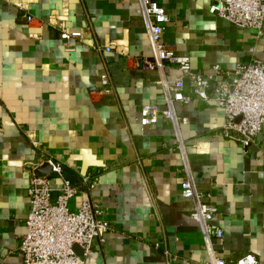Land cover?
Wrapping results in <instances>:
<instances>
[{
	"label": "crops",
	"instance_id": "crops-1",
	"mask_svg": "<svg viewBox=\"0 0 264 264\" xmlns=\"http://www.w3.org/2000/svg\"><path fill=\"white\" fill-rule=\"evenodd\" d=\"M153 1L171 16L164 41L190 57L194 72L264 61V28H236L210 13L212 0ZM80 31L82 39H61ZM94 42L113 51L98 54ZM151 54L138 0H0V264H23L31 168L41 158L62 164L74 184L98 175L90 197L112 230L85 264L205 261L193 203L182 195L173 124L161 115L141 124L143 106L165 108L159 74L137 64ZM176 75L171 68L170 79ZM176 109L189 118L180 134L193 180L220 213L216 250L228 262L252 254L264 264V130L244 148L222 136L226 115L216 104L197 99ZM85 198H73L71 209Z\"/></svg>",
	"mask_w": 264,
	"mask_h": 264
},
{
	"label": "built area",
	"instance_id": "built-area-1",
	"mask_svg": "<svg viewBox=\"0 0 264 264\" xmlns=\"http://www.w3.org/2000/svg\"><path fill=\"white\" fill-rule=\"evenodd\" d=\"M138 1L152 54L137 58V64L143 71L159 74L158 84L165 100L163 110L156 105L143 106L141 124L155 125L160 115L173 124L176 148L183 156L180 170L182 195L193 203L191 217L200 224L208 254L202 264H258L252 254L233 263L216 250L215 245L224 238L218 223L220 213L211 197L199 191L193 180L187 148L180 134V126L187 124L189 118L179 116L176 107L197 99L216 104L226 115L222 136L244 148L251 146L264 130V61L255 59L250 63H239L234 70L215 65L207 74L194 72L190 57L179 54L175 44L164 41L166 25L171 21L166 9L153 0ZM209 11L236 28L255 30L258 34L263 32L264 0H212ZM27 20L32 22L34 18L29 16ZM72 38L82 39L83 33L61 34L65 42ZM92 48L98 54H105L111 53L114 46L94 42ZM171 68L177 72L174 79L169 77ZM110 82L109 74L105 73L102 83L109 85ZM187 88L191 95L185 93ZM34 145L38 146V143L34 142ZM45 164L52 167L51 174L36 176V169ZM54 180L59 181L58 187L53 185ZM97 184L98 175L93 173L83 176L78 184L72 183L62 164L51 159L41 158L32 165L28 188L31 208L24 221L26 232L19 247L23 264H85L95 242L103 241L112 230L107 210L90 197ZM81 193L86 196L85 200L78 210H72L71 200ZM77 248L81 254L76 252ZM175 259L169 258V262Z\"/></svg>",
	"mask_w": 264,
	"mask_h": 264
},
{
	"label": "water",
	"instance_id": "water-1",
	"mask_svg": "<svg viewBox=\"0 0 264 264\" xmlns=\"http://www.w3.org/2000/svg\"><path fill=\"white\" fill-rule=\"evenodd\" d=\"M52 172V167L49 164H45L44 166H41L36 169L35 175L38 177H45Z\"/></svg>",
	"mask_w": 264,
	"mask_h": 264
}]
</instances>
